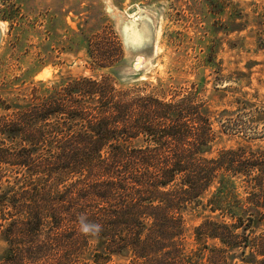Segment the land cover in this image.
<instances>
[{
    "label": "trees",
    "instance_id": "1",
    "mask_svg": "<svg viewBox=\"0 0 264 264\" xmlns=\"http://www.w3.org/2000/svg\"><path fill=\"white\" fill-rule=\"evenodd\" d=\"M113 46L89 53L93 68L112 67ZM61 80L0 118L1 264H203L206 252L208 264H264V146L211 156L216 133L193 92ZM193 205L217 216L189 251ZM80 215L103 226L98 238L80 232Z\"/></svg>",
    "mask_w": 264,
    "mask_h": 264
},
{
    "label": "rangeland",
    "instance_id": "2",
    "mask_svg": "<svg viewBox=\"0 0 264 264\" xmlns=\"http://www.w3.org/2000/svg\"><path fill=\"white\" fill-rule=\"evenodd\" d=\"M115 43L120 51L105 60L112 67L93 68L89 53ZM93 76L198 94L216 133L211 156L264 146V0H0L1 119L40 82ZM209 216L217 214L185 211L189 251L202 247L195 229ZM8 249L0 234V260Z\"/></svg>",
    "mask_w": 264,
    "mask_h": 264
},
{
    "label": "clouds",
    "instance_id": "3",
    "mask_svg": "<svg viewBox=\"0 0 264 264\" xmlns=\"http://www.w3.org/2000/svg\"><path fill=\"white\" fill-rule=\"evenodd\" d=\"M78 219H79V230L85 236L98 238L100 233L103 231L102 225L88 222L84 215H80Z\"/></svg>",
    "mask_w": 264,
    "mask_h": 264
}]
</instances>
